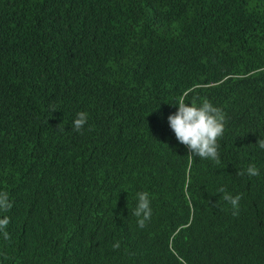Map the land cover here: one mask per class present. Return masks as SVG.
Listing matches in <instances>:
<instances>
[{
    "label": "bare ground",
    "instance_id": "1",
    "mask_svg": "<svg viewBox=\"0 0 264 264\" xmlns=\"http://www.w3.org/2000/svg\"><path fill=\"white\" fill-rule=\"evenodd\" d=\"M57 1L58 5L47 11L44 9L48 5L38 7L30 0H24L28 6L21 4L0 10V50L25 44L27 35L34 29L39 31V38L44 33L60 38L71 28L76 12L64 7H79L82 0H74L72 4L67 0ZM81 10L79 16L89 11ZM148 14L149 29L154 25L150 22V12ZM5 17L10 18L3 21ZM64 17L66 23H60ZM161 21L152 31L157 38L155 43L140 44L118 60L121 69L110 85L121 99L111 93L108 95L104 146L91 152V182L73 179L63 184L60 178L54 177L55 172H63L55 164L12 166L13 142L0 141V159L4 158L0 164V192L6 191L12 204L8 212L0 213V218L7 215L10 221L5 229L9 239L5 240L0 233V255L10 264H31L38 252H48L47 245L57 242L67 222L81 220L84 215L90 216V222L78 226L75 236L65 239L64 252L71 259L69 264H224L196 255L187 244L189 234H203L207 222L221 220L234 225L245 249L253 245L250 227L256 218L260 231L264 230V205L260 198L264 195V158L256 143L264 138V108L251 107L264 88V78H259V67L254 61L252 64L244 61L245 75H238L227 64L225 73L234 82L235 95L225 107L224 134L218 140L219 163L192 157L187 146L176 139L167 119L177 111L174 103L184 92H189L186 104L199 105L208 100L212 86L215 98L221 99V93L228 86L215 78L217 67L242 53L236 43L245 40V34L234 27L230 18L216 23L213 32L219 30L215 34L219 52L212 41L211 51L207 52L217 63L215 66L168 31L169 17ZM259 25L257 32L264 41L261 18ZM116 66L113 62V72ZM262 67L264 69V64ZM206 73L214 74L213 81H202ZM187 77L194 83L188 84ZM83 86L79 78L74 81L71 94L67 86L59 104L46 116L55 113L58 117L69 112L72 109L69 103L76 96L81 98ZM9 113L21 119L27 116L13 113L11 109ZM247 125L250 128L245 131ZM86 135L73 139V149L65 157L67 164L83 156ZM59 142L65 143L66 139L56 130L53 137L39 144L37 151L42 156L53 152L55 160L61 158L64 145L60 152L54 150ZM250 164L259 169V176L238 175ZM222 186L233 196L241 195L238 215L233 216L231 205L223 199V193L217 191ZM16 187L20 196L11 192ZM139 192L149 194L152 210L151 219L143 228L137 226L138 218L133 215ZM55 198L64 199L59 204L63 209L59 221L49 218ZM165 224L168 230L153 232L150 229ZM116 241L120 243L118 250L112 247ZM169 242V248L155 249ZM255 246L264 264V239ZM237 254L240 258L246 256L241 250ZM44 264L54 263L48 260Z\"/></svg>",
    "mask_w": 264,
    "mask_h": 264
},
{
    "label": "trees",
    "instance_id": "2",
    "mask_svg": "<svg viewBox=\"0 0 264 264\" xmlns=\"http://www.w3.org/2000/svg\"><path fill=\"white\" fill-rule=\"evenodd\" d=\"M30 1L42 8L48 5L45 11L52 9L53 5H58L57 0ZM67 1L72 4L74 0ZM21 4L28 6L24 0H0V10L5 7L12 9ZM84 8L89 11L79 16L83 12L81 9ZM69 9L76 11L75 17L71 19V28L64 31L60 38H52L47 33L39 38V31L34 29L27 35L25 44L0 50V123L8 118L10 108L12 110L23 108L27 111L49 114V103L57 95L60 99L67 86V91L71 94L74 81L78 78L84 84L80 96L94 105L99 113L95 119L87 121L81 132H76L72 127L73 109L65 114L64 120L67 121L65 126L57 116L50 115L55 120L56 130L66 142H59L54 148L60 152L64 145L61 158L55 160L53 152H45L42 161L46 164H55L63 171L55 172L54 177L60 178L66 185L75 175L72 163L67 164L65 158L73 149V139L104 129L109 93L121 99L110 85L116 81L117 71L121 69L118 60L136 50L140 44L155 43L157 38L152 31L159 21L169 17L168 31L179 36L188 47L198 50L201 57L215 63L214 59L207 55L212 48L211 41L215 43L219 52V44L215 42V34L219 30L213 32V28L217 22L230 18L234 27L240 30L241 34H245V39L249 41L251 48L249 63L252 64L254 61V65L258 67L264 64V41L257 32L260 26L259 19L261 18L264 23V0H82L79 2V7H64V10ZM148 12L151 14L150 22L154 25L149 29L146 24ZM9 18L5 17L3 21ZM66 21L67 18L64 17L60 23L65 24ZM113 62L117 64L114 72L111 67ZM222 68L223 65L217 67L215 78L219 77ZM234 70L237 74L246 72L244 67H237ZM260 72L258 71V75ZM213 76L212 73H206L201 79L203 82H211ZM31 81L35 83L26 84ZM187 82L194 83L188 77ZM199 92L200 89L197 88V93ZM221 95L223 96L220 100L215 98L212 86L209 88L207 98L210 102L219 105L230 102L228 88ZM82 98L76 96L74 101L80 104ZM23 103L27 104L20 105ZM42 127L44 128V124ZM27 130L32 133L33 125H28ZM37 138L38 135L33 137L31 142H35ZM19 152V148H13L12 166L22 165L17 157L14 158ZM3 162L4 158H1L0 164ZM11 192L15 196H20L17 187ZM63 200L58 198V203ZM257 220L258 218L250 227L253 245L245 249L234 225L231 223L227 225L221 221L215 233L201 240L202 252L208 257L207 260L209 262L220 260L224 264H260L257 251L254 249L255 244L262 239ZM262 221L264 223V218ZM89 222L88 215L82 216L81 220L67 222L57 242L48 252L43 250L38 252L31 264H44L48 260L54 264L60 262L69 264L71 259L64 252L65 239L76 234L75 229L78 226ZM150 229L153 232L165 231L169 227L165 224ZM170 244L169 242L155 249L165 250ZM239 250L246 252L244 258H240L237 254ZM0 264H10V262L0 255Z\"/></svg>",
    "mask_w": 264,
    "mask_h": 264
},
{
    "label": "clouds",
    "instance_id": "3",
    "mask_svg": "<svg viewBox=\"0 0 264 264\" xmlns=\"http://www.w3.org/2000/svg\"><path fill=\"white\" fill-rule=\"evenodd\" d=\"M237 48L241 49L242 53L239 54L235 59L224 61L223 68L219 74L220 84L224 82L227 84L229 90L230 101L235 95L234 82L229 79L226 75L227 64H230L234 69L237 67H243L244 61L249 62L251 55V48L248 39L236 43ZM261 71L258 75L259 78H264V69L262 66L258 68ZM238 74V75H245ZM27 85L29 83H26ZM37 90V88L35 89ZM189 96V92H184L174 105L177 107V111L174 114L168 116V123L178 142L186 145L190 150L192 157L196 156L201 159H209L219 163V144L218 140L223 136L225 129V116L226 103L220 104V107H215L208 100H204L201 104L196 105L193 103L186 104L185 100ZM82 98V97H81ZM72 100V99H70ZM59 96L57 95L51 103H49L50 109L53 106L58 105ZM23 103L20 105H25ZM71 108L74 110V116L71 119L72 127L76 132H81L84 125L88 120V113L91 112V120L95 119L99 113L96 111L95 106L88 103L82 98V103L76 104V101L69 103ZM252 108L259 109L264 108V88L259 96L253 100ZM11 109V108H10ZM12 110V109H11ZM55 110V108L53 109ZM52 110V111H53ZM13 113H24L27 118H17L13 114L9 113L7 119L0 123V141L7 139L12 141V148H19L20 152L18 158L21 164H40L42 163L43 156L39 153V144L45 139L53 137L56 131V125L50 116H46V113L41 111H27L26 109H13ZM66 113L58 116L65 124L67 121L64 120ZM55 115V113H54ZM264 116V113H263ZM33 125L32 133L27 130L28 125ZM44 124V128L42 125ZM250 128L249 125L245 127V131ZM53 134V135H51ZM38 135L35 142H31L32 138ZM83 156L72 163L74 170V178L80 181L91 182V152L95 149L102 148L104 146L103 141V130L96 131L92 134L86 135L83 139ZM261 150L260 156L264 158V138L257 140L256 142ZM3 148V145H1ZM247 174L249 177L259 176L260 171L253 164L248 165L245 170H241L238 175L244 176ZM78 177V178H76ZM218 192L223 193V199L228 202L232 207L233 216L239 213V202L242 199L240 194L235 196L229 194L222 186ZM91 198V191L88 192ZM264 205V195L261 197ZM12 207L9 200L8 193L6 191L0 192V213L8 212ZM63 209L59 206L58 198L53 201V211L49 214V218L53 221H59ZM151 206L149 194L147 192L137 193L136 207L133 209V215L137 217V226L143 228L147 221L151 219ZM9 218L4 215L0 218V233L3 234L5 240L9 239V233L5 230L9 224ZM221 220L212 219L211 222H207L203 228L206 230L205 233H193L188 236V246L193 249L194 253L200 257L207 258L202 252V242L205 237L212 235L214 231L220 225ZM209 229V230H208ZM261 238L264 239V230L260 231ZM72 236H75L72 235ZM71 237V236H70ZM192 246V247H191ZM44 247V243L41 244ZM52 245H47V248H51ZM114 250H118L120 247L119 241H116L112 245ZM260 261V260H259ZM260 264L262 262L260 261Z\"/></svg>",
    "mask_w": 264,
    "mask_h": 264
}]
</instances>
